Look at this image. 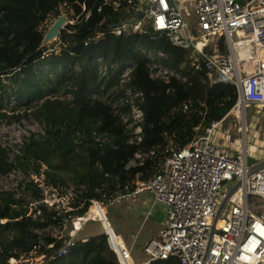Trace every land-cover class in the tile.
Returning a JSON list of instances; mask_svg holds the SVG:
<instances>
[{"label": "built area", "instance_id": "1", "mask_svg": "<svg viewBox=\"0 0 264 264\" xmlns=\"http://www.w3.org/2000/svg\"><path fill=\"white\" fill-rule=\"evenodd\" d=\"M79 4V13L67 1L61 4L59 15L65 14L67 20L57 38L49 43L55 42L48 51L59 52L62 46H66L61 34H73L75 30L70 26L88 19L95 11L108 9L111 14L120 15L106 29L97 31L96 28L91 35V43L104 39L109 33L116 36L127 32H152L154 37L166 35L174 45L189 50L195 67L205 70L211 83H233L238 89V99L230 111L222 119L205 125L203 134L194 136L181 148L174 146L165 158L159 157L156 150L136 152L127 163L126 168L129 169L143 166L148 159H152L157 166L147 179H140L142 173H138L134 190L114 197L110 203L122 199L135 200L147 193L151 198L148 214L156 206L165 207V226L146 244L148 260L145 263L177 257L182 264H264V165L248 164L247 150L244 152L239 148L234 154L229 146L213 138L215 131L232 113L243 123L242 113L247 106L264 108V0H91L90 8L87 2ZM186 6L192 8L196 15L193 25L185 16ZM105 20L103 18L99 25ZM239 50L242 56H239ZM143 51L150 59L151 78L165 83H169L172 77L186 79L179 71L161 62L164 52ZM248 61L253 63L252 72L243 74V64ZM90 64L97 66L101 74L119 79L123 92L116 111L130 133L129 142L138 144L143 137L144 93L124 86L132 79L135 62L117 63L97 55L91 57ZM60 97L71 100L73 95L62 91ZM123 105H128L129 110L124 111ZM17 107L26 109L25 103L11 98L7 102V113L11 114L10 110ZM182 109L188 111L189 102H185ZM28 110L24 116L31 114ZM245 116L248 119L247 112ZM22 118L20 115L19 119L12 118L9 122L12 123L13 119L21 122ZM38 122L43 127L36 133L31 130V125H6L0 121V148L6 152L10 165L7 172L0 173V192L13 193L19 203L14 206L26 216L40 217L44 207L58 215L72 213L78 208L76 203L79 202L82 207L89 199H82L89 191L86 185L52 184L46 180V165L42 164L37 172L35 162H31L27 171L18 163L26 139L46 132L45 120L39 118ZM110 141L107 132L94 130L91 133L92 144L102 146ZM22 170L28 175H24ZM104 200L105 194L100 198L91 197V205L84 214H69L57 225L36 230L41 236L49 234L64 240L54 257L67 254L71 246L84 240L79 236V230L87 222L98 219L105 228L102 218L109 222L106 211L102 218L90 215V208L103 207ZM256 207H260V211L255 213ZM7 221L0 218L1 224ZM72 221L73 228L68 229ZM105 233L119 264H124V256L128 260L133 258L132 248L125 240V246L117 243L115 248L106 228ZM242 237H247L246 243L241 242ZM39 245H35V249ZM45 256L44 253L33 258L44 260ZM29 257H11L9 262L15 264L17 260Z\"/></svg>", "mask_w": 264, "mask_h": 264}, {"label": "trees", "instance_id": "2", "mask_svg": "<svg viewBox=\"0 0 264 264\" xmlns=\"http://www.w3.org/2000/svg\"><path fill=\"white\" fill-rule=\"evenodd\" d=\"M65 1L76 13L81 11L79 3L87 2L91 7V0H0V76L9 78L14 86L8 91L0 77V116L19 119L18 113L12 116L7 113V102L15 98L32 109L36 117L43 118L46 132L26 139L18 161L20 167L27 171L31 162H35L34 169L39 172L44 164L49 183L86 185L89 191L82 199H89L82 207L76 203L78 208L72 213L58 215L44 207L40 217H33L23 215L14 206L19 203L13 193L0 192V218L8 219L0 223L1 264H10L11 257L25 259V256L44 253L43 264H119L104 231L78 241L67 254L54 257L64 240L49 234L41 236L36 230L57 225L69 214H84L91 205V197L100 198L105 194L104 204H109L114 197L134 190L137 174L141 172L140 179H147L157 166L156 161L148 159L143 166L127 169L136 152L156 150L159 157L165 158L173 145L181 148L190 142L196 127L203 128L222 119L238 99L235 84L211 83L205 70L195 67L189 50L174 45L166 35L109 33L91 43L96 28L97 31L106 29L118 19L120 14L113 15L108 9L95 11L88 19L70 26L75 30L73 34H61L66 46L59 52L48 51L55 42L42 47L44 34ZM103 18L105 22L99 25ZM143 49L164 52L161 62L186 79L172 77L165 83L151 78L150 59ZM97 55L117 63L135 62L132 79L124 86L144 93L143 137L138 144L129 142L130 133L116 111L123 92L119 79L101 74L97 66L90 64L91 57ZM62 91L71 92L73 98H61ZM185 102H189L188 111L182 109ZM122 108L129 110L128 105ZM94 130L107 132L111 141L102 146L92 144ZM9 169L6 152L0 148V173ZM35 195H38L36 191ZM49 244L54 245L48 247ZM148 264L182 263L177 257H170Z\"/></svg>", "mask_w": 264, "mask_h": 264}, {"label": "rangeland", "instance_id": "3", "mask_svg": "<svg viewBox=\"0 0 264 264\" xmlns=\"http://www.w3.org/2000/svg\"><path fill=\"white\" fill-rule=\"evenodd\" d=\"M185 16L188 20V22L193 25L196 21V15L193 12L192 8L189 6H186L184 9ZM56 19L54 18L51 21V24L49 23V26L52 25V23ZM48 24V23H47ZM2 78V84L5 87H10L11 90L14 88L12 81L9 80V78H6L4 76H0ZM10 89L8 88V91ZM27 107L26 109L22 107H17L14 110L11 111V116L13 113H19L21 115L22 121L18 122L17 120L13 119L12 123H10L9 118H2L0 116V121L2 123H5L6 125H12L15 123L16 125L24 126L31 125V130L35 131L36 133L41 130L43 127L40 122H38L39 118H37L33 112L31 111L32 109H29V112H32L28 116H24L27 114ZM248 113V119L245 120L246 122L243 123L242 120L236 117L233 113L223 122L222 129H218L215 131L214 140L219 141L220 143H224L227 146H230L232 152L234 154L238 153V149L241 148L242 150V145H246L247 140V154L249 158L251 156H255L258 158L264 157V108L259 109V108H247L245 113ZM244 113V114H245ZM244 124V125H243ZM246 124V136L244 137L243 135V126ZM203 128L199 127V129H196V134L201 135ZM228 131V132H226ZM218 138V139H217ZM243 141L245 143L243 144ZM174 147V145H173ZM171 147V148H173ZM23 171V170H22ZM30 172V170H29ZM24 175H28V172H24ZM74 185V184H71ZM132 199H122L120 201H116L114 203H107L104 204L103 207L105 208V211L107 213V217L109 219V224L111 225L114 224V229L115 231L119 232L121 231L123 234V238H121L123 241L125 240L130 246H132V251L134 255V258H132L133 262L135 264H143L148 260V254L145 251V246H146V239L149 234H152L153 228H157V223L154 221V217H156L158 224L162 222L163 216H164V211L163 209L159 208L154 211V213L150 218H145V213H140L137 202ZM260 211V207H256L254 212ZM97 221L93 222H87L89 224L88 228L91 232V223L95 225H100L101 231L105 232V228L103 223L96 219ZM73 228V221L71 225H68V229ZM137 228V229H136ZM154 229V230H155ZM86 230V229H85ZM135 230H138V233H135ZM140 230V231H139ZM84 231V228L79 230V236L82 237L81 233ZM137 232V231H136ZM101 233V232H97ZM135 240V241H134ZM128 248V247H127ZM129 249V248H128ZM130 253V252H129ZM131 255V253H130ZM26 257V256H25ZM18 262L15 264H43L44 260L43 259H37L33 257H29L26 260H17Z\"/></svg>", "mask_w": 264, "mask_h": 264}, {"label": "crops", "instance_id": "4", "mask_svg": "<svg viewBox=\"0 0 264 264\" xmlns=\"http://www.w3.org/2000/svg\"><path fill=\"white\" fill-rule=\"evenodd\" d=\"M243 1V0H242ZM223 125V124H222ZM222 125L219 127V129L221 128L222 129ZM218 130V129H217ZM226 132H228V131H226ZM214 136H216L215 135V133H214ZM214 136H213V138H214ZM218 139V138H217ZM216 142H219V141H216ZM230 147V146H229ZM250 158H252L254 161H255V163H253V164H251V165H255V166H258V165H260V164H262V163H264V157H261V158H258V157H255V156H251ZM141 173V172H140ZM143 174V173H142ZM142 176V175H141ZM141 176H140V178H141ZM135 201L137 202V206H138V209H139V212L140 213H145V218H150V217H152V216H155V215H152L153 213H154V211L156 210V209H159V208H161V209H163V211L165 212V207L164 206H156L155 207V209L152 211V213L151 214H148V208H149V205H150V202H151V198H150V196L147 194V193H145V194H142V195H140L139 197H137L136 199H135ZM134 201V202H135ZM152 219H154V221L157 223V228L155 229V228H153V230H152V234L150 233L149 235L150 236H148V238L145 240L146 241V244L149 242V240L152 238V237H154V236H156L157 234H158V232H159V230L160 229H162V227H164L165 226V222H166V214L164 213V216H163V219H162V222L160 223V224H158V221H157V219H156V217H154V218H152ZM93 221H97L96 219L95 220H91L90 222H93ZM89 223V222H88ZM86 224L85 226H84V231H82V233H81V235H82V238L84 239V240H86L89 236H92V235H97V232H101V229H100V225H95V224H93V223H91V232H90V230H89V228H88V226H89V224ZM112 224V223H111ZM109 226H110V228L112 229V231H113V233H114V240H113V243H114V246H115V248H117L118 246H117V243L119 244L120 242L121 243H123V245H121V246H125V244H124V242H123V240L120 238V237H118L117 235H116V233H115V231L113 230V228H112V226L114 227V224H112V226L109 224ZM86 229V230H85ZM137 229V228H136ZM155 229V230H154ZM137 231V232H136ZM140 231V230H139ZM122 237H123V234H122V232L121 231H119L118 232ZM135 233H138V230H135ZM99 234V233H98ZM135 241V240H134ZM127 248V247H126ZM131 248H132V246H131ZM132 254H133V251H132ZM133 258H134V255H133ZM143 264H146L145 262L143 263Z\"/></svg>", "mask_w": 264, "mask_h": 264}, {"label": "bare ground", "instance_id": "5", "mask_svg": "<svg viewBox=\"0 0 264 264\" xmlns=\"http://www.w3.org/2000/svg\"><path fill=\"white\" fill-rule=\"evenodd\" d=\"M239 49H241V48H239ZM239 56H242L243 55V53L241 52V50H239ZM243 66H244V68H243V70H242V72H243V74H249L250 72H252V69H253V63L251 62V61H248L247 63H244L243 64ZM252 106H247L246 108H245V111H246V109L247 108H251ZM242 117H243V119H244V123L246 122V120H245V114H244V112L242 113ZM244 125V124H243ZM246 124H245V126H243V135H244V137L246 136ZM245 141H246V145L244 144L245 143ZM245 141H243V144L244 145H242V148H243V150H244V152H246V150H247V140L245 139ZM246 156H247V158H246V160H247V162H248V164H253V163H255V161L252 159V158H249V156H248V154L246 153ZM91 210H90V215L91 216H94V217H99V216H101V218H102V216L105 214V209H104V207H91L90 208ZM102 220H103V222H104V224H105V228L107 229V231H108V233L110 234V236H111V239H112V241L114 240V233H113V231H112V229L110 228V226H109V222H108V220H104V218H102ZM78 225H79V223H78ZM119 245L121 246V245H123V243H119ZM129 257V256H128ZM123 261H124V264H135L134 262H133V260L131 259V260H128L127 259V257H125L124 256V259H123Z\"/></svg>", "mask_w": 264, "mask_h": 264}, {"label": "water", "instance_id": "6", "mask_svg": "<svg viewBox=\"0 0 264 264\" xmlns=\"http://www.w3.org/2000/svg\"><path fill=\"white\" fill-rule=\"evenodd\" d=\"M140 16H142V14H140ZM67 20V16L65 14H61L58 16V18L52 23V25L49 26V28L47 29V31L44 34L43 40H42V47L47 46L49 43H51L52 41H54L57 36L60 33V30L62 29V26L64 24V22ZM263 166L264 163L260 164V166ZM233 189L228 193L227 198L229 197V195L232 193ZM227 198L224 199L219 212L221 211V209L223 208V206L225 205Z\"/></svg>", "mask_w": 264, "mask_h": 264}, {"label": "snow or ice", "instance_id": "7", "mask_svg": "<svg viewBox=\"0 0 264 264\" xmlns=\"http://www.w3.org/2000/svg\"><path fill=\"white\" fill-rule=\"evenodd\" d=\"M241 242H242V243H246V242H247V237H242V238H241Z\"/></svg>", "mask_w": 264, "mask_h": 264}]
</instances>
